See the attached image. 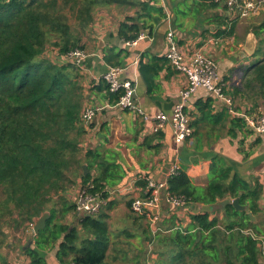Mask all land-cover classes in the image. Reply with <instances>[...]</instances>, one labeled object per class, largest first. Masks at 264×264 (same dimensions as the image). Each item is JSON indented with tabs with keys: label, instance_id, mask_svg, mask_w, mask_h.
<instances>
[{
	"label": "trees",
	"instance_id": "trees-1",
	"mask_svg": "<svg viewBox=\"0 0 264 264\" xmlns=\"http://www.w3.org/2000/svg\"><path fill=\"white\" fill-rule=\"evenodd\" d=\"M211 2L212 7L218 5L215 0ZM156 5L137 0H0V190L3 195L0 226L13 231L26 230L29 223L33 225L35 218L47 210V204L56 195L60 196L59 202L66 211H75V205L67 204L62 195L75 184L71 177L77 171L82 188L106 199L109 188L118 186L123 174L113 154H101L90 148L83 152L82 142L88 130L81 113L89 99L79 68L53 62L44 53L52 39L56 40L60 55L84 50L82 39L73 34L68 23L67 8L76 14L83 28L91 25L93 11L99 6L138 8L137 16H128L118 28L121 40L133 42L146 29V24L141 23L142 17L153 19L154 23L169 17ZM226 21L220 35L230 36L236 18H226ZM257 29L264 32V22ZM262 45L264 40L259 47ZM124 53L125 50L111 48L105 52V60L111 66L120 67L127 56L126 52L122 57ZM169 65L166 56L154 57L148 63L140 61V72L149 93L158 87L159 73ZM97 89L106 91L112 104L118 103L123 94L111 93L103 78ZM230 96H239L252 105L251 110H244L248 115L264 112V58L245 71ZM231 126L233 134L236 128L245 129L246 123L234 117ZM212 161L205 186H196L180 170L169 178L168 192L194 206L218 205L227 199L239 198L240 204L248 206L258 218L263 212L259 201L264 191L259 181H246L233 174V166L224 157L217 156ZM83 164L88 166L87 175L82 170ZM136 186L145 189L147 181L141 178ZM128 204L131 207L132 200ZM173 214L162 224L166 232L157 234L152 233L145 217L134 214L147 222L143 229L146 242L152 244L157 239L158 246H163L157 251V264H263V229L247 213L237 211L230 204L225 211H200L191 215V224L185 231L175 229L178 218ZM55 215L56 210L52 209L46 228L35 239V247L24 251L29 264H48L44 251L56 249L60 241L56 253L60 264H108L109 258L119 259L114 249L110 253L109 227L104 218L77 214L79 224L88 235L82 237L76 227L69 231V225L53 222ZM1 231L0 228V247L9 237ZM150 235L155 238L152 242ZM129 257H122L126 264H142L143 256L137 255L131 260Z\"/></svg>",
	"mask_w": 264,
	"mask_h": 264
},
{
	"label": "crops",
	"instance_id": "crops-1",
	"mask_svg": "<svg viewBox=\"0 0 264 264\" xmlns=\"http://www.w3.org/2000/svg\"><path fill=\"white\" fill-rule=\"evenodd\" d=\"M137 1L156 5L155 0ZM157 2L156 6L162 7L169 16L183 53L191 56L196 51H203L217 62L219 78L229 96L232 95L233 88L241 83L245 71L264 58V45L259 47L264 40V32L256 30L262 24L261 20L236 19L233 34L220 35L226 28V18L235 19L229 15L225 0H215V4H218L216 7H212L211 0H157ZM113 7L114 11L119 13L115 15V24L111 25L108 20L104 22L109 26L104 27L103 31H98V35L94 37L96 40L89 42L91 46L89 57L78 68L89 99L87 105L99 109L86 135L90 149L98 150L101 154H113L122 168V180L118 186L109 188L107 205L95 217H102L107 222L110 253L114 249L119 256V259L116 258L114 261L109 258L108 264H126L122 257L127 255L131 260L137 255L142 256L141 250L146 246L144 228L147 227V222L134 216L128 204L134 196L140 195V191L133 185L137 177L143 176L160 182L166 177L171 166L179 164L181 170L188 174L196 186H205L211 172L212 160L221 156L233 166V174L246 181H259L264 188V136L256 138L247 126L242 131L236 128L231 134V120L234 117L228 113L223 100L204 89L199 90L187 106L194 133L191 139L180 146L175 143L170 123L162 132L154 133L151 124L145 123L140 114L110 103L107 92L100 91L97 87L111 66L105 60V52L111 48L125 50L122 57L127 52L121 66L125 68L123 77L132 81L135 87V104L145 114L154 115L162 112L171 115L187 83L185 76L169 65L160 71L156 80L158 87L152 93L148 92L140 72V61L148 63L154 57L166 56L168 20L162 19L159 23H154L153 19L142 17L141 23L146 24V29L143 30L146 37L136 46L129 47L118 37V28L128 16L136 17L139 9ZM141 15L145 16V13L141 12ZM151 26L152 29L149 28ZM257 32L260 34L257 35ZM233 98L238 112L244 113L245 109H252V105L245 103L239 96ZM250 115L256 113L251 112ZM86 146L88 147L87 143ZM76 184L78 191L82 187V179L78 178ZM77 191L70 194L66 192L69 200H74ZM223 202L225 201L218 205H222ZM58 204L59 216L55 223L69 225V231L76 227L79 235L84 237L82 235L84 233L86 236L79 224L80 218L76 221L77 213L75 214L74 210L66 211L61 201ZM259 205L263 210L259 226L263 229L264 191ZM202 206L189 204L181 210V219L187 226L191 224V214L200 212ZM165 211L166 221L174 216L175 212L171 207L167 206ZM126 232L131 235H127ZM36 238L37 235L34 233V240ZM31 242L32 239L27 245ZM60 242L56 249L44 251L48 264H60L56 257ZM24 257L26 264H29L30 260L25 254Z\"/></svg>",
	"mask_w": 264,
	"mask_h": 264
},
{
	"label": "built area",
	"instance_id": "built-area-1",
	"mask_svg": "<svg viewBox=\"0 0 264 264\" xmlns=\"http://www.w3.org/2000/svg\"><path fill=\"white\" fill-rule=\"evenodd\" d=\"M260 2L261 0H225V5L230 16L236 19H243L254 17L259 13L263 5ZM167 20L169 28L166 34L168 42L166 57L170 61L171 66L185 76L187 82L185 88L180 93V100L176 104L172 114L168 115L162 112L154 115L145 114L135 104V87L132 81L123 77L125 68L110 66L104 74L103 79L111 93H123L116 106L140 114L145 123L151 124L154 133L162 132L167 124L170 123L173 128L175 143L180 146L191 139L194 133L192 118L187 112V106L191 98L199 90L204 89L223 100L231 116L242 118L253 136L256 138L264 136V112L256 115L238 112L233 99L226 93L224 85L219 78L217 62L203 51H196L191 56H186L179 46L170 18L168 17ZM145 37L142 34L137 40L126 42V46H136ZM88 57L89 54L85 50L76 49L62 54L60 58L62 62L74 64L80 68ZM98 111L97 107L90 105L84 107L81 118L87 130H90ZM180 170L179 164H174L170 167L166 177L160 182L143 176H139L133 181L134 188L140 191V195H136L131 199V211L137 216L145 217L154 234L156 232H166L163 230L162 224L166 218L165 208L167 206L171 207V210L175 212L178 218L175 229L185 231L187 227V224L181 219L180 212L188 207L189 204L182 199L172 196L168 192L169 178ZM141 178L147 181L145 189L136 186L137 180ZM107 202L108 199L104 198L101 194L90 193L82 187L74 196L75 212L79 216L95 217L100 214L107 205Z\"/></svg>",
	"mask_w": 264,
	"mask_h": 264
},
{
	"label": "rangeland",
	"instance_id": "rangeland-1",
	"mask_svg": "<svg viewBox=\"0 0 264 264\" xmlns=\"http://www.w3.org/2000/svg\"><path fill=\"white\" fill-rule=\"evenodd\" d=\"M260 3L263 4L261 6L260 12L257 13L255 15V17H251V18L261 20L262 21L261 23H263L264 22V14H263L264 13L263 12L264 11V0H261ZM125 9H127V8H125ZM128 10H130V9L128 8ZM65 14L67 15L69 25L72 27L73 34H75L76 36H79L80 39H82V44L84 45V50L86 49L85 50L86 53L89 54V51L91 50L90 49V47H91L90 43L92 41L96 40V39H94V37L98 35V31H100V30L103 31L104 27L109 26V24H105L104 22L108 20L111 25L115 24V22H116V16L115 15H118L119 13L114 11L113 6H111V7H100L99 6V7L95 8V10L93 11V22H91V25L89 27H86V28H83V26L81 25L80 19H78L76 14H74L72 11H69L68 8H67V10H65ZM243 19H248V18H243ZM94 46H96V45H94ZM59 52L60 51H59V48L56 44V40L52 39L47 44V47H46V50L44 53V57L46 56L51 61L60 63L62 65L67 64V63L61 61V58H60L61 55L59 54ZM86 143L88 144V147L86 146ZM82 144H83V148H84L83 152L87 151L90 148V144L88 143L87 136L84 137ZM78 174H79V171H77V173L75 175H72V177H71L74 180L75 184H72L68 188L67 191L69 194L71 192L74 193L77 191L76 181L79 178ZM62 196H63L62 198L66 199L67 204H72V203L74 204V200L73 201H72V199L69 200V198H68L69 195H67L65 192H64V195H62ZM1 197H3V195H2V192L0 190V198ZM59 197L60 196H57V195L54 196L53 200H51V202L47 204V206H46L47 210L44 212V213H50L51 214L52 209L56 210V215H55V219L53 220V222L57 221L58 216H59V214H58L59 213V209H58ZM262 216L263 215H259V217L256 218L255 223H257V222L260 223ZM75 218H76V221L79 220V217L77 215H75ZM38 219L39 218H37L36 220H38ZM36 220H34L33 225H31L29 223L27 225L28 227L26 230H23L24 229L23 228L20 231H13V229H11L10 227H7L5 225L3 227L0 226V228L2 230L1 232H4V234H7V236H9L6 239L5 244L2 247H0V255H1L0 256V264H26V259L24 257V251L26 250V247H28V246H30V247L34 246L35 247L34 230L33 229H34V226L36 224ZM163 229H165V227ZM81 233H82V231H81ZM263 233H264V228H263ZM155 234H157V232ZM82 235L85 237L84 233H82ZM153 237L154 236L150 235V238H149L150 242H152L151 239H155ZM1 239L2 238H0V240ZM31 239H32L31 244L27 245V243ZM146 240H147V238H146ZM146 240L144 239V242H146ZM157 241L158 240L155 239L152 244L149 243L148 241L146 242V244H145L146 246L144 247V249H142V252L140 253L143 256L142 260H141L142 264H157V260L159 259L157 251L161 247H163L162 245H160V247H159ZM261 258H262V261L264 264V257L262 256ZM109 261H110V259H109Z\"/></svg>",
	"mask_w": 264,
	"mask_h": 264
},
{
	"label": "water",
	"instance_id": "water-1",
	"mask_svg": "<svg viewBox=\"0 0 264 264\" xmlns=\"http://www.w3.org/2000/svg\"><path fill=\"white\" fill-rule=\"evenodd\" d=\"M82 169H83L85 175H87L89 173V169H88V166L86 164H84L82 166ZM229 204L232 205L237 211L247 213V215L251 217L252 221L256 222V218L249 211L248 206L241 205L239 198L226 200L225 202L222 203V205H214V206L213 205L212 206L204 205L200 209H201V212H205V213L216 212L217 210L225 211L226 205H229ZM50 217H51L50 213H44L42 216L38 217L39 218L38 220H36L37 218H35L36 224H35L34 229H33L35 235H38L40 233V231H42L46 228L47 221L49 220Z\"/></svg>",
	"mask_w": 264,
	"mask_h": 264
}]
</instances>
